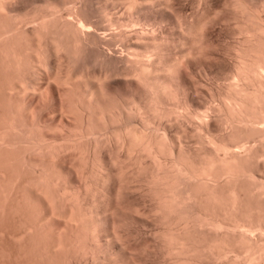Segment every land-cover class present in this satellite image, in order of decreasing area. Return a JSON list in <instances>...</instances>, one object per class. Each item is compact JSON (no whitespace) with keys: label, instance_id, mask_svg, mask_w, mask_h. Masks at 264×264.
Returning <instances> with one entry per match:
<instances>
[{"label":"bare ground","instance_id":"bare-ground-1","mask_svg":"<svg viewBox=\"0 0 264 264\" xmlns=\"http://www.w3.org/2000/svg\"><path fill=\"white\" fill-rule=\"evenodd\" d=\"M96 2L0 0V163L42 155L22 190L62 217L45 257L264 264V0ZM114 39L115 63L76 66Z\"/></svg>","mask_w":264,"mask_h":264},{"label":"rangeland","instance_id":"rangeland-1","mask_svg":"<svg viewBox=\"0 0 264 264\" xmlns=\"http://www.w3.org/2000/svg\"><path fill=\"white\" fill-rule=\"evenodd\" d=\"M191 1L192 0H181L183 5L185 4L184 5V7L186 9L185 11L189 12V13L193 9H195L196 6L198 5L197 3H191ZM85 3L87 4L86 7L90 8V9L92 7L93 11H94V7H96V5H97V7L99 6V3L96 2V0H85ZM15 4H16L15 7L18 11H26L27 10V8H25L26 4H23L20 2H17ZM121 7H122L121 4L118 3V1H115V3H113L112 7L109 9V12L112 15H116V13L117 14L120 13ZM92 19H93V21L95 19V21L98 20L97 22H99V23L101 22L99 27L102 26L105 28V29H102L101 31L99 30L98 33L100 35H103L101 33H103V31H104L105 36L107 38H110V36L107 34L110 33L109 31H111V32L113 31V29H114L113 26H109L106 19H104L103 16L102 17L99 16L98 14L97 15L95 14L94 17H92ZM105 23H106L107 27L109 26L110 28H107ZM220 25L221 24H218V25L216 24V26H220ZM221 27H222V25H221ZM229 36L226 37L227 40L233 41L234 38H236L234 35H229ZM233 36H234V38H233ZM121 44L123 45L122 41H119L118 39L117 40L114 39L109 46L103 45V47L105 46L104 49H103V47H101V49H98L97 47H94V46H91L89 48L86 47L87 49L85 48V49H83V51H81L80 57L77 59V63H76L77 65L76 66H78V68H81L82 66H84V64H86L90 68L91 67L92 68H98L101 65V62H100L101 56L100 55H102V54H105L106 60L109 61L111 64H113L116 62L118 56L122 55L125 52L123 49L124 47ZM38 111L42 112V113L40 112L41 115L44 116V119H46V121H48V122H50L53 118L57 117L56 112H52L51 110L45 111V110H39L38 109ZM38 111L36 109L37 114L40 115V113H38ZM43 111L45 113H43ZM31 155H33V154H31ZM31 155H30V157H31ZM37 155L39 158H40V156H42L41 154H36V156H35L36 159H34V160L28 159L27 157L26 158H27V160H30V162H33V161L38 160ZM20 157H19L20 161L25 158V157L23 158L21 155H20ZM32 157H34V156H32ZM19 160H17L16 162H18ZM16 162H13L14 163L13 165H15ZM30 162L28 161V164H27V161H26V164H25V161L23 163V160H22V162L19 163V166L16 164L14 166V168H16L18 166L19 169L16 168L15 169L16 171L11 170V171H13L12 173H14V175H12V173H10L11 171L7 167L8 164L6 166L4 163H2L4 165L3 166L0 163V167L1 166L5 167L3 170L0 169V172L2 170L3 171L2 173L4 174V176L7 175L9 179L13 178L12 179L13 181L9 180L10 183L8 182V184H6V182L8 181L7 176L5 177L7 179L6 182H5L6 179L3 178V176H0V188L2 186L3 187L2 190L3 189L5 190V191L0 190V264H51V261H52V259H51V261H49L50 258L45 257L46 254L44 253V251H46L45 248L47 249V247L52 245L51 241L54 242V240H52L51 236L48 235L49 233H47L45 231L48 230L49 227H51V225H52V227H55V226L58 227L60 222H61L60 219L62 217H60L57 214L58 217L56 215V218L55 217L51 218L52 220H50V218H49V220L52 222H50L49 220H48V222H46L47 221V219H46L45 221H43L46 223H41L42 222L40 220L41 217H38L37 215H38V212L40 210H41V212L44 210L43 206L41 205L43 208V210H42V208L39 205L40 204L39 202L37 204L35 203L37 205L36 206L34 204V202L31 200H29L31 202V204H30V202L26 198L27 196H26V191H24L25 190L24 186H26L27 181L29 183L32 181L31 179H34V178L36 179V177H34L36 175V173L35 174L33 173V171H34L33 168L35 167L34 166L35 164H33V163H35V162L32 163L33 164L32 171L28 167V165L29 166L31 165ZM21 163H23L27 167L22 165ZM38 163L41 164V160H39ZM40 164H38V165H40ZM13 165L10 164V168ZM6 169H8L9 171ZM18 170L21 174L18 172ZM4 171H6L5 172L6 174L4 173ZM7 173L11 176L9 177V175ZM0 175H2V174H0ZM1 178H3V179H1ZM29 179L31 181H29ZM2 180H4V181L2 182ZM79 181H80V177L75 176L74 177V184H76V183L79 184ZM14 183H15V185H14ZM4 184H6V186L8 185L7 186L8 188L5 187L6 188L5 189ZM10 185H11V187H10ZM22 185H24V186H22ZM13 186H15V187L13 188ZM22 189H24V190H22ZM1 192H3V193L1 194ZM5 192H6V194L8 192V194L4 195ZM22 193H24L25 196ZM15 194H17V195H15ZM6 199H8V200H6ZM65 204L58 203L56 211H60L62 209V212H64L63 207L65 210L68 209L67 208L68 204H66L67 207ZM2 210H4L5 212H3ZM58 213H60V212H58ZM39 216H42L40 214V212H39ZM53 216H55V215H53ZM37 220H39V221L37 222ZM39 224L40 225L44 224V225L40 226ZM46 226H48V227H46ZM144 227H143V230H144L146 235L151 236L154 234V227H155L154 224L152 225V223H150L148 225H145ZM33 237H34V239H33ZM49 244H51V245H49ZM55 261L56 260L53 259V264H55ZM79 261H81V262H79ZM77 263L81 264L82 259L78 260Z\"/></svg>","mask_w":264,"mask_h":264}]
</instances>
